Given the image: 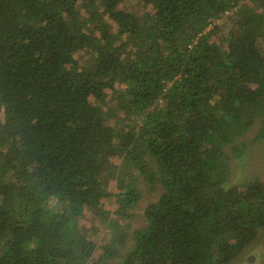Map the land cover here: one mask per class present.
Listing matches in <instances>:
<instances>
[{
	"label": "trees",
	"instance_id": "16d2710c",
	"mask_svg": "<svg viewBox=\"0 0 264 264\" xmlns=\"http://www.w3.org/2000/svg\"><path fill=\"white\" fill-rule=\"evenodd\" d=\"M262 144L264 0H0V264H234L264 181L232 163ZM137 172L159 199L100 244L83 216L131 218Z\"/></svg>",
	"mask_w": 264,
	"mask_h": 264
},
{
	"label": "rangeland",
	"instance_id": "374dc122",
	"mask_svg": "<svg viewBox=\"0 0 264 264\" xmlns=\"http://www.w3.org/2000/svg\"><path fill=\"white\" fill-rule=\"evenodd\" d=\"M249 1V0H248ZM232 12H227L224 14L219 20H217L216 24L218 25L217 32L218 34L215 36L216 41H220V39H224L229 32L231 26L230 16ZM111 105V104H108ZM117 167L123 168L122 159L116 158L113 162ZM138 175V187L142 192V197L138 204L134 207V209L130 210L132 213L131 218H120L114 213L118 206L116 196H110L103 200L101 207L95 211L87 210L85 215L82 218V225L89 230V232H96V237L98 242L102 244L104 241L103 237L107 235V229L109 226L107 223L102 222L101 219H104L106 216L109 217V220H117L121 222L128 228L129 230H134L140 227L144 222V212L147 205L150 202H155L159 199L161 192L163 191V186L160 182L154 183L151 186L146 182L144 177L137 172ZM254 177L260 178V180L264 181V144L262 145H253L250 148L248 154V160L244 167L241 169L238 168L235 162L232 163L231 168V178L237 183H244L251 180ZM237 178H240L237 180ZM113 189V193L117 191V180L111 179V183L109 185V189ZM103 211H107L108 214L103 213ZM247 258L249 259V263H246ZM234 264H264V228H262L259 232L257 240L249 246L240 260H238Z\"/></svg>",
	"mask_w": 264,
	"mask_h": 264
}]
</instances>
